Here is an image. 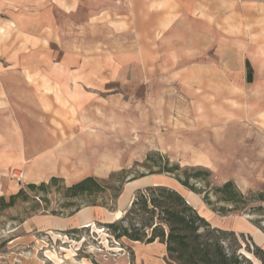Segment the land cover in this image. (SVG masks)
I'll use <instances>...</instances> for the list:
<instances>
[{
  "label": "rangeland",
  "instance_id": "1",
  "mask_svg": "<svg viewBox=\"0 0 264 264\" xmlns=\"http://www.w3.org/2000/svg\"><path fill=\"white\" fill-rule=\"evenodd\" d=\"M247 5L246 17L251 19L246 18L245 32L237 20L235 47L221 42L218 54L148 68L147 52H131L127 46L116 50L109 29H103L104 52L93 50L96 55H90L95 64L101 53L106 66L75 72L91 76L85 89L74 96L68 93L71 85L58 87L44 80L47 115L38 122L56 130L60 152L47 171L23 175L17 168L0 174V197L9 201L21 189L29 194L28 200L18 198L0 213V264H163V259L168 264L160 245L148 250L144 243L116 239L103 225L126 213L138 189L158 184L178 189L214 227L234 231L243 247L248 243L253 248L256 243L264 249V198H255L264 195V0H249ZM87 34L91 37L87 39H95L100 33ZM248 63L253 67L252 82ZM68 72L52 73L67 76ZM45 74L40 76L46 79ZM51 95L54 100L48 99ZM16 118L26 127L35 123L29 115ZM157 154L169 158L172 165L210 170L209 189L233 181L249 198L248 204L225 214L214 211L173 176L156 173L158 168L148 157L158 160ZM121 172L127 183L112 210L89 206L71 216L53 215L42 210L44 203L34 207L35 193L27 187L53 176L64 179L61 188L88 176L107 179ZM134 177L138 179L129 182ZM58 192L55 187L45 194L51 200L50 210L64 202ZM212 199L217 208L232 207ZM258 206L262 210L251 212ZM242 251L260 264L246 249Z\"/></svg>",
  "mask_w": 264,
  "mask_h": 264
},
{
  "label": "crops",
  "instance_id": "2",
  "mask_svg": "<svg viewBox=\"0 0 264 264\" xmlns=\"http://www.w3.org/2000/svg\"><path fill=\"white\" fill-rule=\"evenodd\" d=\"M248 2L0 0V37L3 36L0 40V84L3 89L0 95V117L3 118L0 174L19 168L23 175H31L53 166L54 157L59 156L61 141L53 127L38 122L40 117L47 115L44 80L58 87L60 84L71 85L68 93L74 96L85 89L86 80L91 76H79L75 72L93 65L106 66L101 53L95 57V64L90 55L93 50L104 52L107 42L106 37H101L103 29H109L116 50H124L127 46L126 50L131 52H147L148 68L158 67L159 62L164 67L174 66L187 60L202 59L209 53H220L221 42L235 47L237 20L244 26V32L249 24L246 19L250 18L246 17ZM93 30H99L100 34L89 39L87 33ZM117 58L118 54H115V60ZM65 69L69 70L67 76L52 73ZM45 71L48 73L46 79L40 76ZM48 99L54 100V95ZM23 114L35 118L34 125L26 127L19 121L16 123L13 118L17 120L16 116ZM145 245L148 250L160 245L163 257L167 254L165 244L159 241ZM163 264H166L164 259Z\"/></svg>",
  "mask_w": 264,
  "mask_h": 264
},
{
  "label": "trees",
  "instance_id": "3",
  "mask_svg": "<svg viewBox=\"0 0 264 264\" xmlns=\"http://www.w3.org/2000/svg\"><path fill=\"white\" fill-rule=\"evenodd\" d=\"M247 66L248 78L252 81L253 69L250 63ZM157 158L158 160H154L152 156L148 157L149 162H153L158 168L156 173L173 176L182 186L202 196V200L216 212L225 214L240 210L249 202V198L233 181L209 189L210 170L172 165L169 158L160 154H157ZM136 179L138 177H134L129 182ZM62 183L64 179L57 176H53L48 182L29 183L28 189L36 196L34 207L41 208V203H44L46 205L42 210L65 217L89 206H103L112 210L127 181L124 172H121L112 173L107 179L88 176L72 185H64L60 188ZM200 183L204 185H199ZM55 187L59 189L58 194L62 196L64 202L59 205V209L50 210L51 200L45 194H49ZM100 196H103V201L99 203ZM213 197L216 198V202L230 204L232 207L229 209L225 206L215 207ZM18 198H22L23 201L28 200V191L21 189L17 194L11 195L9 201L3 196L0 197V213L7 207L13 206ZM255 198L263 200L264 195L260 193ZM262 208L263 206L251 207V212L260 211ZM103 225L116 239L127 238L144 244L159 241L165 244L168 264H255L254 260L242 251L243 248L260 264H264V249L261 246L254 243L252 248L247 243L243 247L235 237L234 231L214 227L185 195L165 184L138 189L126 213L121 218ZM261 229L264 230L263 227Z\"/></svg>",
  "mask_w": 264,
  "mask_h": 264
},
{
  "label": "bare ground",
  "instance_id": "4",
  "mask_svg": "<svg viewBox=\"0 0 264 264\" xmlns=\"http://www.w3.org/2000/svg\"><path fill=\"white\" fill-rule=\"evenodd\" d=\"M90 223H92V222H90ZM90 223H88L89 226L91 225Z\"/></svg>",
  "mask_w": 264,
  "mask_h": 264
},
{
  "label": "water",
  "instance_id": "5",
  "mask_svg": "<svg viewBox=\"0 0 264 264\" xmlns=\"http://www.w3.org/2000/svg\"><path fill=\"white\" fill-rule=\"evenodd\" d=\"M149 186H151V185H149ZM187 198V197H186ZM188 200V199H187ZM189 201V200H188ZM190 202V201H189ZM191 203V202H190ZM192 204V203H191Z\"/></svg>",
  "mask_w": 264,
  "mask_h": 264
}]
</instances>
